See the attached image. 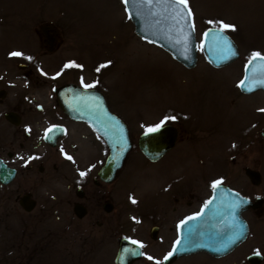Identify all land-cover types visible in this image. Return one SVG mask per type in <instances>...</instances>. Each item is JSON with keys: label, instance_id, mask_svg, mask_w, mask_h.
<instances>
[{"label": "flooded vegetation", "instance_id": "obj_1", "mask_svg": "<svg viewBox=\"0 0 264 264\" xmlns=\"http://www.w3.org/2000/svg\"><path fill=\"white\" fill-rule=\"evenodd\" d=\"M55 28L46 22L40 26L48 52L59 42ZM47 33L53 37L50 44ZM29 35L33 36L30 32ZM39 50L37 39L29 46L0 50L4 61L0 65V264H72L69 253L74 251L69 252V235L80 238L81 253L87 252L89 243L97 240L98 249L93 253L98 254L100 261L96 264H156L157 261L160 264H264L262 104L249 112L243 110L246 117L238 114L247 119L251 116L246 123L230 122L227 146L243 153H231L224 172L227 180H221L220 190L213 189L214 180L202 181L201 173L191 172L187 178L190 181L184 184L187 187L168 188L167 182L154 190L150 186L149 198L145 199L134 185L122 191L120 178L131 153H141L144 159L151 160L138 147V137L169 113L158 110L152 115L158 118L144 120L138 119V115L144 118V109L134 108L137 122H149L135 136L129 118L107 102L103 78L85 73L80 65L77 77L69 76L58 83L57 70L41 68ZM12 51L24 55L12 57L9 55ZM71 59L61 56L60 64ZM65 82L83 87L95 84L92 88L103 93L108 108L127 126L132 145L110 179L100 173L109 155L104 138L87 121L67 114L58 103L57 89ZM54 125L57 128L49 134L51 138H46V130ZM175 126L177 143L183 131L188 136L189 129L184 123L180 128ZM135 143L139 150L133 149ZM69 155L71 160L67 158ZM163 156L152 162L160 161ZM81 172L86 174L81 176ZM229 193L234 200L236 197L245 204L248 200L251 203L240 212L247 227L244 237L222 252L198 249L176 256L173 253L165 260L181 237V221L202 211L214 195L229 201L226 197ZM130 197L137 203H132ZM94 228L98 235L92 233ZM133 239L144 245L134 248L142 254L129 258L130 252L125 251L126 256H118L121 243Z\"/></svg>", "mask_w": 264, "mask_h": 264}, {"label": "rangeland", "instance_id": "obj_2", "mask_svg": "<svg viewBox=\"0 0 264 264\" xmlns=\"http://www.w3.org/2000/svg\"><path fill=\"white\" fill-rule=\"evenodd\" d=\"M188 5L200 50L193 68L183 65L156 42L139 37L122 0H0V50L29 46L37 39L41 68L57 70L58 83L79 73L77 66L65 68L66 64L83 65L85 73L98 75L106 82L107 102L129 118L135 136L149 122H137L134 108L144 109V118L138 115V119H156L152 115L159 110L176 117L166 122L179 128L187 124L188 136L183 131L160 161L131 153L119 185L122 191L134 185L145 199L149 198L150 186L154 190L167 182L168 188L187 187L184 184L190 181L187 178L191 172L201 173L205 182L227 180L224 172L231 153H243L227 146L230 122L242 125L251 116L247 119L238 114L244 115L256 105L264 106L262 89L243 94L238 84L249 56L264 53V0H188ZM210 20L236 25L235 31L228 30L241 50L234 62L214 66L203 54V33L216 26L209 24ZM45 22L58 30L59 42L51 52L44 48L40 34ZM2 56L0 65L4 63ZM61 56L73 59L60 64ZM108 61L111 64L97 71ZM133 149L139 150L136 143ZM92 233L98 235L95 228ZM80 246V238L69 235V252L74 251L69 253V262L99 263L98 254L93 253L98 249L97 240L89 243L85 253H81Z\"/></svg>", "mask_w": 264, "mask_h": 264}, {"label": "water", "instance_id": "obj_3", "mask_svg": "<svg viewBox=\"0 0 264 264\" xmlns=\"http://www.w3.org/2000/svg\"><path fill=\"white\" fill-rule=\"evenodd\" d=\"M125 8L138 36L156 42L167 49L185 66L189 68L196 66L199 59V44H197L198 39L195 34L196 28L192 31L193 17L188 21L181 19L177 23L178 18H174L175 9L170 0H152L151 4L147 3V0H129ZM217 27L211 26L206 28V31L212 29L214 35ZM42 29H45V25ZM46 35L49 38L47 42L50 44L53 37L48 33ZM213 35L207 39L203 36L202 43L203 54L211 64L224 66L239 58L241 54L239 44L229 32L225 31L224 35L232 44L231 51H225L223 42L215 41ZM250 60L252 56L245 62L244 74L240 80V82L245 81L244 85L238 83L241 90L247 93L264 89V84L260 83L264 79V61L256 59L250 63ZM249 88L253 90L248 91ZM57 98L60 107L67 114L87 121L104 138L109 148V155L100 173L110 179L115 168L122 164L132 145L125 122L108 108L103 93L97 89L65 82L58 87ZM176 137H178V128L169 122L164 124L158 132H142L137 143L143 154L155 160L175 145ZM226 197L229 201H224L221 196L214 195L210 198L212 203L206 208L204 206L200 211L203 215L194 220L186 219L187 223L182 226L180 243L175 245V256L198 249L222 252L232 248L244 237L247 227L240 218V212L244 206H249L251 203L248 200L245 204L236 197L234 200L231 193ZM136 246L131 244L130 240L123 241L118 256H126L123 255L125 249L130 247L136 249ZM129 255H131L129 258L135 256L131 253ZM122 261L124 262L125 259Z\"/></svg>", "mask_w": 264, "mask_h": 264}, {"label": "snow or ice", "instance_id": "obj_4", "mask_svg": "<svg viewBox=\"0 0 264 264\" xmlns=\"http://www.w3.org/2000/svg\"><path fill=\"white\" fill-rule=\"evenodd\" d=\"M122 2H123L125 5H127V4L129 3V0H122ZM170 2H171V4L174 6V9H175V16H174V18H178V19H177V23H179V20H181V19H182V20H186V21H188V20L191 19V17H192V11H191V9H190L189 6H188V0H170ZM147 3L151 4V3H152V0H147ZM208 23H209V24H212V25H216V26H218V27H217V30H216V32H215L214 35H213V33H212V29H209L208 31H206V32L203 34L204 38L207 39L210 35H213V39H214L215 41H217V42H223L224 47H225V51H231V49H232V44H231V42L228 40V38L224 35V33H225L226 30H232V31H235V30H236V25H235V24H229V23H226V22H224V21H222V20H215V21L210 20V21H208ZM194 30H195V27H194V25H193V26H192V31H194ZM201 47H203V45H202ZM9 55L12 56V57H20V56H23L24 53H22V52H20V51H12V52L9 53ZM28 59H31V57H28ZM256 59H259V60H261V61H264V55H262L260 52H253V53H252V60H250V63H251L252 61L256 60ZM109 64H111V61H108V62H106L105 64L101 65V66L97 69V71H99L100 68L107 67ZM72 66L82 67V66H80V65H75L74 62H71V63H69V64H66V65H65V68H67V67H72ZM57 75H60V73H57ZM245 79H247V77H246ZM244 83H245L244 80H242V81L240 82L241 85H244ZM260 83L264 84V79H262V80L260 81ZM84 86H85V87H88V88H92V87H95V84H86V85H84ZM252 90H253L252 88H249V89H248V91H252ZM260 111H264V109H262V110H260ZM168 119H176V117H165V120H162L160 123H158V124H156V125H154V126H150V127H148V128H147V132L152 133V132H158V131H160V129H161L162 126L164 125L165 121L168 120ZM56 128H57V126H55V125L52 126V127H50V128H48V129L46 130V133H45L46 138H51V137L49 136V134L52 133ZM61 151H63V149H61ZM32 158H35V157H32ZM67 158H68L69 160L72 159V157H71L70 155L67 156ZM85 174H86V173H84V172H81V173H80L81 176H84ZM220 185H221V180H216V181L213 182L212 187H213V189L215 190V189H218V188L220 187ZM130 199H131V202H132V203H137V201H136L134 198H131V197H130ZM211 203H212V201L209 200V201L205 204V208L208 207V205H210ZM233 207H235V205H234ZM201 215H203L202 212L197 213L195 216H190V217H188V220H194V219H196L198 216H201ZM134 219H135V218H134ZM186 223H187V221H181V225H184V224H186ZM130 242H131V244H133V245H137V246L140 247V248H143V247H144V245H143L142 242H140V241H137V240H134V239H133V240H131ZM179 243H180V241L177 240V241H176V244H179ZM125 251H126V252H130L132 255H141V254H142V253H137L135 249H125ZM175 251H176V249H175V247H174L173 250H172V252H169V253L164 257V259L167 260L170 256L173 255V253H174ZM257 254H259V252H257ZM148 259L151 260V259H153V258H152V257H148ZM156 264H160V262L157 261Z\"/></svg>", "mask_w": 264, "mask_h": 264}]
</instances>
